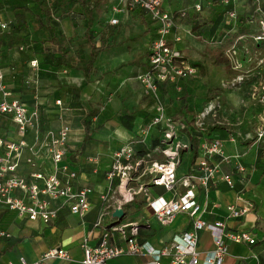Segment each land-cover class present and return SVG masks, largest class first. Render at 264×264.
Wrapping results in <instances>:
<instances>
[{
  "label": "crops",
  "instance_id": "1",
  "mask_svg": "<svg viewBox=\"0 0 264 264\" xmlns=\"http://www.w3.org/2000/svg\"><path fill=\"white\" fill-rule=\"evenodd\" d=\"M181 1L167 0V3L176 9L190 4L192 0H185L182 7ZM196 1L205 6L212 2ZM255 1L264 10V0ZM32 2L0 0V19L9 22L11 28L12 25L20 26L16 34L10 33L11 28L0 30V70L4 76L3 82L12 92L11 98H18L29 107L39 104L45 128L56 129L62 124L71 127L69 158L79 169V183L92 187L93 192L89 197L90 209L83 217L64 207L52 223H45L40 219L30 220L1 205L0 231L9 232L11 237L0 235V264H7L9 261L18 263L21 257L32 263L53 247L66 249L71 255V260L55 258L48 260L47 264H81L84 257V239L88 237L90 243L94 244L101 235L103 227L95 228L94 224L102 213L107 223L137 222L140 226L139 241L149 242L155 248L169 244L174 235L193 229L194 218L186 212L178 213L172 223L162 225L143 195H136L130 201L122 200V189H116L107 201H103L100 195L107 188L106 173L111 166L114 151L139 135L140 127L152 114L153 100L144 94L142 83L138 79L148 68L149 44L154 36L152 23L145 24L140 18L129 13L119 14L118 18L120 15H126L124 24L129 28L128 32L135 36L132 38L131 35L124 34L125 29H118L110 48L98 55L95 62L96 72L86 79L80 69L53 67L48 63L44 53L56 51L57 46L48 41L49 34L37 17L43 13L40 6L35 1ZM105 3L110 13L113 0H103L101 6ZM73 10L66 14H53L51 21L57 35L64 34L72 44L71 49L76 45L85 55L88 51L83 46L86 18L84 14L83 21L72 18L75 15ZM208 10L205 9L203 13L208 15ZM110 18L107 15L106 21ZM121 23L120 19L118 25ZM137 23H140L144 30H141ZM229 27L227 23L226 30ZM190 28V24L178 20L174 31L182 36V41L176 45L192 60L205 65V69L200 68V77L181 82L185 86L182 98L169 87L173 86L171 83L162 85L160 94L169 114L189 116V119H192L193 109L194 114L202 115L200 121L203 122L205 130L204 138L209 142H222L225 154L233 157L231 162L221 164V171L233 177V188L224 180L218 179L211 185L208 198H205L202 189L198 191V197L204 207L199 214L201 218L207 222L224 221L227 230L251 231L256 238L254 244L229 242V252L224 264H264V157H261V154H264V135L259 136L261 127L264 128V101L257 99L259 96H256V86H250V82H245L244 86H219L215 81L221 74L215 79L207 80V75L211 77L215 73L213 66L218 68L217 72L223 69L222 74L225 67L213 64L208 67L204 60L205 42L196 40L195 35L190 34ZM220 29L221 26L215 23L211 32L223 33ZM229 32H234V27ZM145 33L148 34L146 40ZM123 34L127 42L140 39L141 44L137 48L134 45L133 48L117 45ZM249 39L247 35L238 42L243 63L248 56L243 54L242 57V51L247 46L250 48ZM130 53H137L140 60L136 61ZM142 53L145 55L141 57ZM33 60H37V66L31 63ZM226 73L223 76L237 74L234 69ZM58 99L62 101L61 105L56 103ZM214 100L219 107L212 114L203 113L204 104L215 102ZM7 122L0 124V130L5 132L6 138L16 140L18 136L12 131L13 125L9 122L7 125ZM152 132L146 144H138L137 149L142 151L156 142L159 132L155 129ZM184 151L178 168L179 177L197 168L202 153L200 147L196 161L191 163L192 150ZM237 155L247 167L245 174L235 168ZM220 159L219 156L214 158L216 161ZM152 192L155 196H172V193L161 186L152 187ZM231 204L251 208L243 216L230 217L227 206ZM117 208L124 210L122 219L113 216ZM113 235V244L123 243L117 233ZM198 236L197 249L202 258L214 249V240L211 231L206 228L199 230ZM151 259L146 252L125 253L113 258L108 264H146ZM170 260L171 257L168 256L161 258L163 264H169Z\"/></svg>",
  "mask_w": 264,
  "mask_h": 264
},
{
  "label": "built area",
  "instance_id": "2",
  "mask_svg": "<svg viewBox=\"0 0 264 264\" xmlns=\"http://www.w3.org/2000/svg\"><path fill=\"white\" fill-rule=\"evenodd\" d=\"M166 2L167 0H113L109 20L111 24L120 22L119 14L139 10L147 14L155 27L149 45V68L138 76L144 94L153 100V108L150 118L140 127L139 135L114 151L111 166L106 173L107 188L100 195L103 201L113 196L116 189L123 190V201L143 195L162 225L172 223L178 213L186 212L194 218L193 229L176 234L169 244L155 248L149 242L139 241L140 226L137 222L105 224V215L102 213L94 224L95 228L103 227L101 235L94 244L90 243L88 237L84 239L81 264H108L121 254L143 252L152 257L146 264H163L161 258L165 256L171 257L169 264H224L229 252V242H256L251 231H230L224 221L207 222L199 216L204 210L203 202L198 197L199 190L202 189L205 198H208L211 185L218 179L224 180L231 188L235 185L231 174L221 171L222 162H231L233 158L225 154L222 142L201 140L202 153L197 168L182 177L178 176L180 150L189 148V144L183 141L187 125L167 112L160 94V83H177L173 87L179 98H182L185 86L181 82L199 75L200 70L184 58L183 49L176 45L182 41V36L174 29L178 26V18L185 16L188 9H174L166 6ZM223 2L228 4L230 0ZM192 10L201 12L203 4L196 2ZM256 10L261 14L258 18L259 31L253 35V39L259 43L264 39V10L259 4ZM237 17L236 10H229L225 14L229 24L236 21ZM8 27L9 22L0 19V30ZM244 36H239L225 51L234 69L242 66L238 42ZM261 62H264V58ZM31 63L38 65L37 60ZM3 79L0 70V121L9 120L18 138L14 140L0 136V206L17 211L30 220L40 219L45 223L54 222L64 207L83 217L90 209L89 197L93 188L79 183V169L69 158L71 127L62 124L56 129L45 128L39 104L29 107L20 99L11 98L12 92L7 89ZM243 80L242 77L235 78L229 87H235ZM261 100L264 101V93ZM56 103L61 105L62 101L58 99ZM217 107L218 103L209 102L206 113L214 112ZM201 118L202 115H198L197 123ZM154 129L159 132V141L153 151L161 153L165 158L149 161L153 153L145 151L138 156L137 145L146 144ZM263 135L264 128L261 127L259 136ZM215 156L221 159L216 161ZM235 158L237 171L247 173V167L240 157L237 155ZM117 179L119 183L115 186ZM155 186L163 187L172 196H155L152 192V187ZM250 208L231 204L227 206V211L230 217L237 218ZM204 228L212 233L214 249L201 258L197 249L198 231ZM113 233L118 234L122 244L112 243ZM0 235L11 237L4 230L0 231ZM55 258L71 260V255L64 248L53 247L32 263L21 257L18 263L9 261L7 264H47L48 260Z\"/></svg>",
  "mask_w": 264,
  "mask_h": 264
},
{
  "label": "trees",
  "instance_id": "3",
  "mask_svg": "<svg viewBox=\"0 0 264 264\" xmlns=\"http://www.w3.org/2000/svg\"><path fill=\"white\" fill-rule=\"evenodd\" d=\"M33 1H35L40 6V9L43 13L42 16H37V17L38 20H40L39 22L41 23L43 28L49 34L48 41L53 43V45L57 46L56 51L49 52L47 54L44 53L48 63L53 67H68L73 69H80L82 70L84 77L86 79L90 78V76L96 72L95 62L97 60L98 55L100 54L101 51L110 48L112 39L114 38V36L116 35L119 29L118 24L113 25L109 21L103 22V24L99 28L95 27L96 20L97 22L99 21V14L97 13V10L101 6L103 0H33ZM211 1L213 2L214 6L211 5L212 2L208 6H205L201 2L203 4V10L201 12H196L190 9L189 7L190 5L193 6V4L197 2L196 0H192L190 4L184 5V7H182L184 9H188V11L186 12L185 16L178 18V20L179 21L182 20L185 24H190L191 25L190 34L192 35L194 34L196 40L205 42L204 57L210 59L214 65H223L227 71H231V69H233L232 64L230 59L226 56L225 51L233 43L232 41L237 36L249 33V31L251 30L252 20L251 21L242 20V23L240 24V28H241L240 31L236 30L235 32H229V30H231L233 26L230 25V27L227 30L224 29V27L227 25L225 14L229 10H235V4L233 3V1H231L228 4H225L223 0H211ZM247 1L252 3L251 12L254 13V14L252 13V15L257 14L258 11L256 10L257 9L256 1L255 0H247ZM77 5H79L82 8V13L85 15L86 18L85 19L86 30L83 36L85 42L83 46L86 47L88 51L85 55L82 54L80 48L79 47L77 48L76 45H74V49H71V45H72L71 42H69V40L64 34L57 35L56 28L51 21L52 19L51 17L53 14H56L58 12L59 14L70 12L73 10V7ZM176 9H181V8H176ZM205 9H209L208 15L207 14L205 15V12L203 13ZM130 14L133 17L140 18L143 23L145 24L149 23L150 25V20L148 19V16L145 12L143 11L141 12L138 10L135 12L133 11ZM215 23L218 24V26L219 25L221 26V29L219 31L222 30L223 33L212 34L213 32H211V29L213 28ZM232 25L234 24L232 23ZM19 27H20L19 25L16 27L12 25V28L8 27L7 29L9 30L11 28L12 30H10V33L16 34L15 32L17 29H19ZM154 29L155 27L153 28V30ZM71 41L73 42V40ZM257 48L264 52V39L257 44ZM184 55H185L184 58L187 59L193 66L198 67L199 70L200 68L202 70L205 69V65H203L201 62H196L192 60L189 55L185 54V52ZM148 68H149V51H148ZM246 81L247 80L244 79L241 83L243 82L245 83ZM168 83L169 82L166 81L161 82L160 86ZM171 84L174 85L177 83H171ZM169 87H172L174 89L173 86H169ZM192 112H193L192 119L191 118L189 119V116L185 117L182 115L180 116L177 115V117L181 119L183 122H185L187 125L186 135L183 137V141L189 142V147L192 150L190 154L191 157L190 161L191 163H194L198 157L200 142L205 136L204 135L205 130H204L203 122L199 121V123H197V118L199 114H194L193 109ZM5 121H8L11 124L9 120H4V119L0 121V124ZM206 140L208 139L206 138ZM155 141L156 142L150 148L142 149V151L137 149V151H139L137 152L138 153L137 155L141 156L146 151L153 153L149 161H153L156 159H164L165 157L161 153L153 151L158 144L159 141L158 137L156 138ZM184 152L185 151L182 148L180 150V157L183 156ZM262 156L264 157V154H261V157ZM190 172H188L187 174H189ZM118 183L119 180L118 179L115 180V186L118 185Z\"/></svg>",
  "mask_w": 264,
  "mask_h": 264
},
{
  "label": "rangeland",
  "instance_id": "4",
  "mask_svg": "<svg viewBox=\"0 0 264 264\" xmlns=\"http://www.w3.org/2000/svg\"><path fill=\"white\" fill-rule=\"evenodd\" d=\"M20 1L22 3H24V2H29L31 4L33 3L32 2L33 0H20ZM170 1H172V0H170ZM231 1H233V3L235 4V10H236V13H237V16H238L236 21L233 22L234 25L229 24V25L234 27V32L236 30H238V31L241 30L240 24L242 23V20H249V21L252 20L251 30L249 31V33H247L248 37L250 38L249 39L250 48H248V46H247L242 51V57H244V55L248 56V57H247L245 63H243L244 61L241 59V62L242 61L243 62H242V66L240 68L234 69L233 68L234 66L232 67L237 74H233V75H229V76H227V75L223 76L224 74H227L226 72H228L226 70V68L224 69V74H222L221 71L223 69H221V70H219L217 72L218 68L213 66L212 70L215 71V73L211 77H209L207 75V77H208L207 80L210 79V78H214L215 79V77H217V75L221 74L220 76H218V79L216 78L215 82L219 86H230L231 84L234 83V79L235 78L242 77L245 80H247L246 81L247 83H249V82L251 83L250 86H256L255 87L256 96H259V97H257V99H260V98H262V95L264 93V89H263V86H264V62H261V59L264 58V52L257 48V44L258 43H257V41H255L253 39V35L257 34L258 31H259L258 18L260 17L261 13L256 11L257 14L252 15V13H253V12H251L252 11V3H250L247 0H230V2ZM184 3H185V0H182L181 3H180V6L182 7L184 5ZM167 5H168V3L166 2V6ZM189 7H190V9H192L191 5ZM73 9H74L73 12H75L73 14H75V15L72 18L80 20V21H83L85 18L83 16L82 9L80 7H76V6L73 7ZM66 13L67 12H65L64 14H66ZM97 13L99 14V21L97 22V20H96V22H95V27H97V28H99L103 24V22L106 21L107 15H109V17L112 16V13L111 12L109 13V9H108L106 3L104 5H102V6H100V8L97 10ZM125 18H127L126 15H120L119 19H121L122 23L119 25V31L122 30V29H125L124 34L131 35L132 38H133L135 35L133 33H131V32H128L129 28L126 26V24H124ZM137 26H139L141 30H144V27L140 23H137ZM226 27H227V25L224 27V29H226ZM32 29L34 30L35 27H32ZM124 34L122 35V38L119 39L120 43H117V45L120 44L124 48H127V47H132L133 48L134 46L137 48L141 44L140 39H134V40H130V41L127 42L125 40L126 36ZM118 35L116 36V39L118 38ZM247 35H245V37H247ZM146 37H148L147 33H145V40L147 39ZM114 48L116 49L117 46H115ZM130 54L134 58H136V61L140 60V57L137 55V53H135V54L134 53L133 54L130 53ZM143 55H145V54L142 53L141 57ZM198 57H200V56H198ZM204 58L206 60L205 63L208 65V67H211L212 66L211 64H213L212 61L210 59H208L207 57H204ZM143 61H144V59H143ZM144 63H145V61H144ZM200 76L201 75L199 74L197 76H192L191 78L195 79V77L198 78ZM244 84L245 83L243 82L241 84L240 83L237 84L236 86H244ZM247 85L249 86V84H247ZM173 86H177V85L174 84ZM214 101L215 102H213V103L217 102L216 100H214ZM208 108H209V103L204 104V107H203V110H202L203 113L204 112L206 113ZM0 136L1 137H6L5 136V132L0 130ZM187 144H189L188 141H187ZM189 148L188 149H184V150H189ZM178 168H179V166H178ZM104 222L107 223L106 221H104Z\"/></svg>",
  "mask_w": 264,
  "mask_h": 264
},
{
  "label": "water",
  "instance_id": "5",
  "mask_svg": "<svg viewBox=\"0 0 264 264\" xmlns=\"http://www.w3.org/2000/svg\"><path fill=\"white\" fill-rule=\"evenodd\" d=\"M123 214H124V210L122 208H117L113 213V216L117 217L118 219H122Z\"/></svg>",
  "mask_w": 264,
  "mask_h": 264
}]
</instances>
